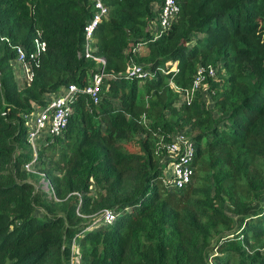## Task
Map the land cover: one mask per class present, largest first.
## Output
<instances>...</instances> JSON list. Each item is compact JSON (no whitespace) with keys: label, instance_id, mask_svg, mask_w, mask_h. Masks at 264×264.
<instances>
[{"label":"trees","instance_id":"1","mask_svg":"<svg viewBox=\"0 0 264 264\" xmlns=\"http://www.w3.org/2000/svg\"><path fill=\"white\" fill-rule=\"evenodd\" d=\"M103 2L95 68L82 41L90 0H0V264H69L72 244L78 264H264V0H176L155 37L161 0ZM35 35L44 50L19 85L14 45L28 54ZM130 62L149 73L128 77ZM209 63L214 74L179 101ZM95 71L96 102L82 90ZM69 83L62 134L37 144L47 194L24 167V115ZM182 128L195 131L191 179L167 189L164 144ZM103 209L114 218L92 222Z\"/></svg>","mask_w":264,"mask_h":264},{"label":"built area","instance_id":"2","mask_svg":"<svg viewBox=\"0 0 264 264\" xmlns=\"http://www.w3.org/2000/svg\"><path fill=\"white\" fill-rule=\"evenodd\" d=\"M92 3V14L83 24V47L84 56L92 57L97 62L103 63L101 56H94L89 50L92 31L97 23L107 13L106 5L103 0H90ZM179 6L176 0H161L157 15L155 17L156 27L154 29V37L158 36L170 25V22L176 17ZM34 47L28 52L21 45H14L16 50L15 65L24 70V78L30 80L32 76L31 64L37 65L39 54L44 50V41L35 35L33 37ZM136 48V46H135ZM149 73V69L144 68L140 64L130 62L126 71L128 77L144 78ZM214 67L211 63L198 67L196 74L189 88L177 89L179 101L187 102L193 91L198 87L205 75H213ZM101 71L92 73L91 78L85 86L82 87L83 92L87 93L92 101L98 100L99 84L101 79ZM76 84L69 83L59 87L57 92L50 95L44 103L34 104L32 109L24 115L25 124L27 126V141L32 148V156L24 164L27 170L28 166L36 159L34 150L35 145L44 141L46 136L62 134L67 122L68 113L70 110L69 101L72 98L74 91L77 90ZM166 157L162 170L161 181L165 188L181 187L191 179L192 159L195 152V145L192 135L185 128L178 129L173 136L165 144ZM170 165L171 174L166 177L165 171L167 164ZM115 214L109 209H103L99 218L92 222L108 223L114 218ZM264 249V245H263Z\"/></svg>","mask_w":264,"mask_h":264},{"label":"rangeland","instance_id":"3","mask_svg":"<svg viewBox=\"0 0 264 264\" xmlns=\"http://www.w3.org/2000/svg\"><path fill=\"white\" fill-rule=\"evenodd\" d=\"M151 24H153V22ZM258 40L262 45H264V30L258 32ZM140 49H144V48H140ZM95 61H96V64H95V68H96L97 66H100L101 62L99 63V62H97V60H95ZM14 64H16L15 61H14ZM140 65L143 66L142 64H140ZM12 69H13V72L15 73V77H16L19 85H22L24 82H26V80L24 78V70L22 68H20L19 65L18 66L15 65V67H12ZM215 69H216V67L214 68V70ZM205 88H206L205 83L200 85V87H199V98L198 99H200L202 106L210 109L211 100H210L209 96L207 95ZM214 116H216L215 112H214ZM187 132H189L190 135H193V133L195 131L190 130ZM165 133L168 134L167 132H165ZM173 134H170L169 138H171L173 136ZM37 146L38 145H35V147H34L36 154L38 152ZM49 160H50V156H43L41 158H37V156H36V159L27 168V171L30 174L29 178L36 185H38L43 191H45L47 194H51L53 192V185H52V182L50 180V175H49V173L51 171V166L48 165ZM261 167L264 168V162L261 163ZM170 174H171L170 165L168 163L167 169L165 171V175H166V177H169ZM37 213H39V212H37ZM71 247L73 249V255L69 259V264H78V256L75 255L74 245L72 244Z\"/></svg>","mask_w":264,"mask_h":264}]
</instances>
